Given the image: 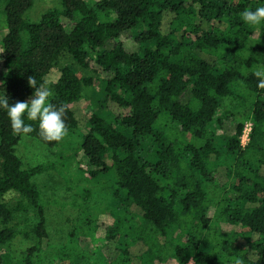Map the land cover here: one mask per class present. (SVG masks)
Masks as SVG:
<instances>
[{
  "label": "trees",
  "instance_id": "16d2710c",
  "mask_svg": "<svg viewBox=\"0 0 264 264\" xmlns=\"http://www.w3.org/2000/svg\"><path fill=\"white\" fill-rule=\"evenodd\" d=\"M59 3L30 22L33 0H0V96L27 101L35 91L27 78L35 76L51 88L50 102L66 107L68 134L59 142L24 119L35 129L27 137L47 148L71 144L93 185L83 213L93 205L111 219L81 222L84 236L101 241L90 256L99 264H264V89L254 75L264 69V22L249 25L240 15L264 0ZM62 52L76 66H63L51 82ZM80 71L104 78L119 114L84 116L77 104L92 81ZM22 136L0 108V250L17 235L32 243L18 258L0 253V264H43L52 248L31 180L54 166L22 169L15 154ZM11 191L20 197L14 207L4 201ZM88 254L61 258L84 264Z\"/></svg>",
  "mask_w": 264,
  "mask_h": 264
},
{
  "label": "rangeland",
  "instance_id": "374dc122",
  "mask_svg": "<svg viewBox=\"0 0 264 264\" xmlns=\"http://www.w3.org/2000/svg\"><path fill=\"white\" fill-rule=\"evenodd\" d=\"M84 1L88 5H93L98 0ZM54 8H60L59 0H33L31 9L25 14V19L36 22L44 12ZM64 23L66 22L64 21ZM5 33V22L0 19V52L2 51L1 41ZM206 58L212 60V58ZM65 65L76 66L71 57L66 52H62L56 67L52 70L49 81H55L59 69ZM80 72L92 81L87 88L83 89V98L77 104L84 116L87 117L91 113L102 114L105 111L115 115L119 114L120 111L117 110L115 105L110 104V99L104 93V78L92 71ZM224 124V132L231 134L233 132L232 125ZM249 129L250 124L247 123L244 131L247 132ZM221 133V131H218V134ZM15 154L21 161L22 169H29L42 164L54 166V168H49L47 172L37 175L31 180L36 185L44 203L45 229L48 236L45 245L52 247L51 253L44 258L43 264H69L68 258H61L65 253L76 255L85 250L89 252L88 256L97 253L101 241L84 236L82 231H79L80 224L85 218L95 219L98 223L110 222L111 219L95 208L93 209V205H90L91 209L88 214L83 213L82 200L85 199L84 192L91 190L93 185L86 182L85 174L78 169L71 144L66 141L59 143L54 148H47L33 138L22 136L15 147ZM220 177H222V173H220ZM102 182L105 181L101 180ZM105 183L108 186L109 179ZM93 198L95 196L88 197L91 200ZM19 200L18 194L12 191L4 197V201L9 207H14ZM221 228L232 230L226 224L221 225ZM79 239L85 242L79 241ZM31 245L30 241L25 240L21 235H17L8 244L7 249L0 250V253L8 252L11 257L18 258ZM108 250L109 252L112 251L111 247ZM75 251L79 252L76 253ZM109 255H111V252ZM95 259L96 255L90 256L84 264H99L95 262Z\"/></svg>",
  "mask_w": 264,
  "mask_h": 264
},
{
  "label": "clouds",
  "instance_id": "9594fccd",
  "mask_svg": "<svg viewBox=\"0 0 264 264\" xmlns=\"http://www.w3.org/2000/svg\"><path fill=\"white\" fill-rule=\"evenodd\" d=\"M242 20L249 25H259L264 22V6L257 7L255 10L245 9L241 14ZM258 78V88L264 89V69L254 72ZM29 87L35 89L34 93L27 101H16L9 104L6 95L0 96V108L7 111L13 133L25 135L35 131L31 124L25 123V115L30 121H39V134L46 141L59 142L68 134V127L65 123L66 107H57L50 102L53 92L50 87L41 83L37 86L35 76L27 78ZM191 264V261H190ZM236 264H242L237 260Z\"/></svg>",
  "mask_w": 264,
  "mask_h": 264
},
{
  "label": "built area",
  "instance_id": "2783aa9c",
  "mask_svg": "<svg viewBox=\"0 0 264 264\" xmlns=\"http://www.w3.org/2000/svg\"><path fill=\"white\" fill-rule=\"evenodd\" d=\"M249 130L247 132L244 131V133L242 134V142L241 143H242L243 146L246 144V141H248Z\"/></svg>",
  "mask_w": 264,
  "mask_h": 264
}]
</instances>
